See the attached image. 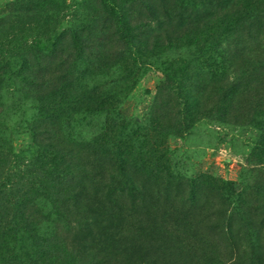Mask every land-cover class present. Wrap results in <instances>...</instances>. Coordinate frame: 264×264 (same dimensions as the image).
<instances>
[{
  "label": "rangeland",
  "instance_id": "rangeland-1",
  "mask_svg": "<svg viewBox=\"0 0 264 264\" xmlns=\"http://www.w3.org/2000/svg\"><path fill=\"white\" fill-rule=\"evenodd\" d=\"M150 1L160 11V24L149 18L138 1L128 0L127 6L133 13L141 10L146 14L153 27L173 29L172 38H177V43L198 23L191 18L201 15L199 6L198 16L190 15L192 0ZM211 4L224 7L225 2L213 0ZM102 7L100 0H0V66L18 53L32 51L38 43L65 44L71 42L69 36L74 31L82 30L86 37L90 33L94 45L83 57L92 61L87 65L93 70L90 76L76 79L74 98L65 108L77 110L76 103L86 92H92L94 103L85 110L102 108L82 117L76 115L71 132L102 146L122 143L121 148L128 150L131 145L132 157L138 148L137 159L125 164L135 170L142 197L132 198L125 188L120 195L122 207L101 198L94 201L103 223L93 224L88 236L101 252L100 263L264 264V147L258 145L264 140V130L250 125L247 119L245 124H232L205 116L190 122L187 103L177 94L166 98L163 92L162 97L157 88L166 77L162 63L190 57L193 49L174 43L159 54L140 52L136 49L143 45L123 39L120 30L115 31V17ZM165 8H170V15L162 12ZM198 41L201 49L205 46L193 55L194 62L211 69L207 66L211 56L220 66L219 72H214L232 78L231 67L221 59L226 41ZM58 53L62 56L64 50ZM100 56L101 61L97 59ZM57 58L45 56L43 65ZM7 100L3 110L10 122L19 126L9 139L15 154L20 155L15 160L10 151L14 167L9 163L4 172H13L15 179L17 173L28 174L29 164L41 159L34 147L24 148L27 136L20 127L38 107L20 96ZM56 102L58 98L47 102L45 109L53 110ZM211 103L200 100L197 108H207ZM239 112L251 114L245 103ZM93 154L96 159L90 156L92 164L104 168L121 161L103 151ZM140 156L143 159H138ZM80 233L72 238L75 244H80ZM66 234L60 230L58 237ZM67 240L64 237V245ZM69 263L80 264L74 260L65 264Z\"/></svg>",
  "mask_w": 264,
  "mask_h": 264
},
{
  "label": "trees",
  "instance_id": "trees-1",
  "mask_svg": "<svg viewBox=\"0 0 264 264\" xmlns=\"http://www.w3.org/2000/svg\"><path fill=\"white\" fill-rule=\"evenodd\" d=\"M100 1L102 8L115 17V31L120 30L128 43L143 45L142 49L136 50L157 51L159 54L163 48L170 49L172 44L177 43L178 39L172 38L173 29L168 26L162 29L153 27L141 10L135 13L129 10L128 0ZM135 1L156 25L160 24V11L154 2ZM212 1H191L190 15L198 16V6L201 7V15L191 18L198 23L193 24L189 32L185 31L183 41L177 44L191 47L193 53L190 57L162 63L166 77L158 86L157 94L163 97V92H166V98L177 94L189 107L186 115L190 122L205 116L232 124H245L250 120V125L263 131L264 0H219L225 2L224 7L212 5ZM169 11L170 8H165L162 12L168 16L171 14ZM88 35L90 37L83 36L80 30L71 33L70 43H38L32 51L18 53L11 62L0 66V264H65L72 260L80 264H101V252L88 236L93 224L103 223L98 219L101 210L94 207V201L101 198L110 205L122 207L120 195L125 188L132 198L143 195L135 170L125 164L133 158L137 159L138 148L132 157L131 145L128 150L121 148L122 143L112 147L102 146L89 137H79L71 132L72 119L76 115L82 117L89 111L102 108L95 106L85 110L86 106L94 103L92 92L82 93L76 103L77 110L65 108L74 98L71 95L76 79L90 76L93 70L87 65L92 61L83 57L85 52L92 51L94 45L92 36ZM214 38L226 41L225 48L221 49V59L232 69L233 77L230 79L214 72V69L219 72L220 66L211 56L212 61L207 64L211 69L207 70L193 60V55L205 46L201 49L198 40L214 42ZM60 50H64L65 54L60 56ZM56 55V62L50 61L49 67L43 65L45 56L55 59ZM101 58L97 59L101 61ZM45 67L50 71H46ZM11 96L14 99L20 96L38 107L31 119L20 127L27 136L24 148L34 147L37 155L41 156V159L30 163L31 166L29 164L28 174L17 173L18 178L15 179L12 178L15 175L13 172H4L5 165L8 167L10 163L14 167L10 158L14 156L13 159L17 160L20 155L15 154L9 139V134H13L19 126L11 123L9 115L3 110ZM55 98H58L57 106L53 110L45 109ZM200 100L212 103L198 110ZM172 101L176 102V99ZM59 102L63 105H58ZM244 103L251 114L239 112ZM154 123L157 124L156 119ZM258 145L264 147V140ZM7 149L9 152L6 154ZM10 151L12 156H9ZM101 151L111 159L117 161L120 158L121 161L113 163L110 168L92 164L90 156L95 160L93 153ZM125 154L126 160L123 158ZM60 230L66 232V236L58 237ZM77 232H81L80 244L72 240ZM64 237L68 239L65 245Z\"/></svg>",
  "mask_w": 264,
  "mask_h": 264
}]
</instances>
